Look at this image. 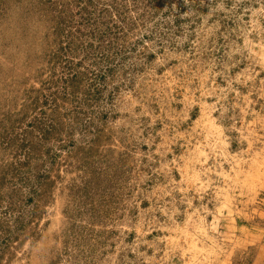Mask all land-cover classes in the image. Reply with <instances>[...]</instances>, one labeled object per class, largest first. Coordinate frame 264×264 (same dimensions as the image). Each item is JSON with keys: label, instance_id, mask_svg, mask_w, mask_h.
<instances>
[{"label": "rangeland", "instance_id": "1", "mask_svg": "<svg viewBox=\"0 0 264 264\" xmlns=\"http://www.w3.org/2000/svg\"><path fill=\"white\" fill-rule=\"evenodd\" d=\"M192 1L119 32L106 85L85 91L104 62L96 37L66 46L83 5L0 0V193L47 183L6 264H264V0ZM108 2L87 9L110 25Z\"/></svg>", "mask_w": 264, "mask_h": 264}, {"label": "trees", "instance_id": "2", "mask_svg": "<svg viewBox=\"0 0 264 264\" xmlns=\"http://www.w3.org/2000/svg\"><path fill=\"white\" fill-rule=\"evenodd\" d=\"M79 1H83V3L81 2L79 3ZM120 1L121 2H119V0H110L111 3L108 2V4H110V8L114 10V16L116 17V19H114V17L110 15L109 19L113 22L110 25H107L108 21L103 20L101 18V14L96 13L95 16L94 15L90 16V14H92V10L87 9L93 3H95V4H99L104 10L108 11L107 10L108 5H105L106 0H72L74 6L80 4L83 5L79 7L78 10L79 11L81 10L80 12L83 11L84 13L82 12L83 14L80 15V19L79 21H77L76 24L78 25V27L74 29L76 32V36H78V38L75 35H73L72 32L70 33L68 32L69 37L66 39L68 40L66 42L67 48H69V51L71 50L70 52H72V48H70V45L76 42V40L78 39L81 40L82 36H87L88 38H90L87 45L89 47H92L93 46L92 39L96 37L95 40L98 42V44H100V47L99 45L96 46L99 47V50L93 53L94 55V57H92L94 59L93 63L94 64L96 63L97 57L100 58L99 60L104 62V65L103 67L101 66V69L94 68L93 65H91L86 71L85 74H87L88 72L90 74L87 75V77L85 75L87 80L86 83L87 86L85 87V91L94 90L98 86V84L100 85L101 83H102V87L106 85L105 82L107 76L114 69L113 67H111L112 65H110V63H112L114 57L117 54V53L113 54L114 51L112 49H114L113 48L114 43L116 42L118 43V40L124 39V37H122V35L119 34V32L125 30L126 27L127 30L132 29L135 25H139V23L141 24L142 27H148L147 22H149L150 19H152L159 12L162 6L166 5V9L164 12H166V14H170L173 10L172 2H175V0H131L130 5H127L124 3V0H120ZM177 1L179 2L177 3V5H175V8L178 9L179 12H182L187 8H192L196 6V4L198 3L192 0H187V1L177 0ZM130 8H133L135 10L136 9L138 10L139 8L141 9L138 11L139 13L137 14V16L134 17L133 19L127 15V12ZM103 9H100L99 12H103ZM99 19H101V21ZM172 21L173 24L179 22V17L177 13L173 15ZM105 23L106 26L104 27V29L101 28L100 25ZM166 24L168 25L167 22ZM87 25H90L88 29L86 28ZM91 25H94V27H92ZM146 30L149 32V34H147L146 37L150 38L153 35V30L151 29H146ZM78 45H81V42L80 43L78 42L73 46L76 47ZM102 47L103 49L105 48L104 51L101 50ZM86 53L88 52L86 51ZM66 56L67 57H64L66 58L65 59L66 71L61 77L62 88L66 91H77V88L79 87L78 81H82L83 78H85L83 76L84 72L80 70H75L71 65L72 59L68 55ZM90 56H91L90 54L87 55L85 54L80 61L86 58L88 59L90 58ZM97 79L101 80V83H99ZM48 98L49 97L47 96L45 97L44 100L48 101ZM50 101L51 103H53L55 99L51 97ZM80 113L81 112L79 111H73L71 113L72 119L69 122L70 124L71 122H73V124H71L72 127L76 125L75 122L78 121L77 116ZM84 113L85 112H83V114ZM85 119H87V117ZM88 119H90V117H88ZM43 120H45L43 117H38L37 122ZM40 128L43 129L45 128V126L43 128L41 126ZM69 142L70 143L72 142L71 139ZM73 144L74 143L70 145ZM19 163L22 164V162ZM18 167L21 168L22 166L17 164L14 166V169L15 168L17 169ZM42 179L43 177L36 176V174L35 175L33 174V176H31L30 178L25 177V180H23L20 185H15V183H9L6 187L3 188V191L0 193V264H6V262H8L9 254H10L9 252L13 251V249L17 246L18 242L21 241V238L25 236L27 231L33 229V226L36 223L35 221L41 214L37 204L33 207L31 206L27 207L26 202L28 200H33L34 194L38 195L40 192L39 190H41V188H43L44 186H47L46 181ZM9 182H11V180ZM24 188H28V192H27V194L29 195L28 197L23 195Z\"/></svg>", "mask_w": 264, "mask_h": 264}]
</instances>
